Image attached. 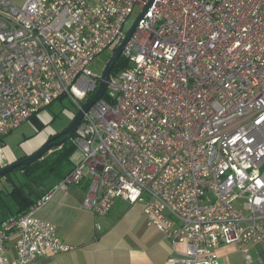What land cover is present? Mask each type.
<instances>
[{
	"label": "built area",
	"instance_id": "1",
	"mask_svg": "<svg viewBox=\"0 0 264 264\" xmlns=\"http://www.w3.org/2000/svg\"><path fill=\"white\" fill-rule=\"evenodd\" d=\"M150 1L0 0V143L57 100L82 110L101 80L91 63ZM121 56L71 138L80 162L0 224V264L73 250L37 212L80 186L96 217L142 204L167 264H220V247L250 264L249 245L264 248V0H153Z\"/></svg>",
	"mask_w": 264,
	"mask_h": 264
},
{
	"label": "crops",
	"instance_id": "2",
	"mask_svg": "<svg viewBox=\"0 0 264 264\" xmlns=\"http://www.w3.org/2000/svg\"><path fill=\"white\" fill-rule=\"evenodd\" d=\"M36 119L38 120L37 117ZM29 122L33 124L32 120ZM7 136L0 143V169L27 157L14 155L5 147ZM71 155H74V152ZM80 160L81 156L78 154L74 166ZM16 172H20L24 177L23 172ZM11 173H8L9 176L5 175L8 189L0 190V224L33 206L58 182L48 181L43 186L44 181L49 179L47 178L39 183L35 181L29 186L27 180L17 184L10 177ZM13 191L21 192L22 196L19 193L13 194ZM84 192L83 186L72 190H58L37 212L41 220L54 224L59 239L74 249L38 259L33 264H167V259L173 255V246L161 233L147 224L142 204L128 205L117 201L108 215L96 217L84 207ZM16 196H19V199ZM16 241L17 236L12 235L7 244L11 258L15 256ZM257 246L259 245H249L250 249ZM223 248L217 250L219 262ZM250 264H264V250L259 254L258 260L253 262L251 259Z\"/></svg>",
	"mask_w": 264,
	"mask_h": 264
},
{
	"label": "rangeland",
	"instance_id": "3",
	"mask_svg": "<svg viewBox=\"0 0 264 264\" xmlns=\"http://www.w3.org/2000/svg\"><path fill=\"white\" fill-rule=\"evenodd\" d=\"M138 14L139 12L135 10L131 17L126 20L124 24L125 32H127L132 27L134 21L138 17ZM112 53L104 52L91 63L90 69L94 75L98 77L102 75L105 65L111 58ZM77 112V107L68 98L57 100L52 105L41 110L37 114L36 117L42 124L41 129L38 130L37 127L30 122L24 123L19 128L10 133L9 136H7L4 145L6 148L11 150L12 154L17 156L22 155V157H28L42 148L52 137L63 132L71 124ZM66 143L67 145H71L72 140L70 139ZM61 146H59V148ZM53 151H57V149L52 148L47 152V154H50ZM73 152L74 155H71V157H69L67 161L61 162L59 172H66L70 168H73L75 157L78 154L79 156H81L80 150L78 148H75ZM56 156L58 155L53 153L48 158L53 159ZM39 175H41V172L35 174V177H32L29 180H33ZM10 177L13 178L17 184L26 181V179L21 176L20 172H12L10 174ZM5 179L6 177L0 178V190L2 191H5L4 189H8V185L5 183ZM53 180L54 176L52 175L48 180L44 181L45 183L43 182V186L48 181ZM240 207L242 208V203H240ZM243 212L246 213V211ZM223 249L224 251L220 258L221 264H244L241 253L234 247H224ZM248 249L249 255L253 262L258 260L259 254L264 250L262 246H257L255 249H250L249 247Z\"/></svg>",
	"mask_w": 264,
	"mask_h": 264
},
{
	"label": "water",
	"instance_id": "4",
	"mask_svg": "<svg viewBox=\"0 0 264 264\" xmlns=\"http://www.w3.org/2000/svg\"><path fill=\"white\" fill-rule=\"evenodd\" d=\"M151 0L147 6V8L140 14V16L138 17V19L135 21V23L132 25V27L128 30V32L126 33L124 39L122 40L121 44L113 51L111 58L109 59V61L107 62V64L105 65V68L102 72L101 80H100V84H99V88L96 91V93L84 104V106L82 107V110L78 111L76 113V115L74 116L71 124L61 133L57 134L56 136L52 137L42 148H40L37 152H35L34 154L17 160L15 162H13L12 164H9L3 168L0 169V177L5 176L8 173H11L13 170H15L16 168L20 167V166H28L34 162H36L37 160H39L40 158H42L44 156L45 153H47L49 150H51L52 148H56L59 147L63 144H65L66 142H68L73 134L75 133V131L77 130L78 126L81 123V120L83 118V114L85 112L88 111V109L99 99L102 98V96L105 93L106 87H107V83L109 80V76H110V72L111 69L113 68L114 64L117 62V60L120 58L121 53L123 51V49L125 48V46L127 45L129 39L131 38V36L133 35V33L135 32L137 26L139 25V23L143 20V17L145 16V14L147 13L148 9L150 8L151 4H152ZM61 138V140H59L58 142H54L55 139L57 138Z\"/></svg>",
	"mask_w": 264,
	"mask_h": 264
},
{
	"label": "trees",
	"instance_id": "5",
	"mask_svg": "<svg viewBox=\"0 0 264 264\" xmlns=\"http://www.w3.org/2000/svg\"><path fill=\"white\" fill-rule=\"evenodd\" d=\"M126 65H127L126 61L123 59L122 56H120V58L117 60V62L114 64L113 68L111 69L110 75L112 76V75H115L116 73L122 71L123 69H125ZM31 120H32L33 124L37 127L38 130L41 129L42 124L39 122V120L36 119V117H33ZM74 149H75V147L72 144L67 145V143H65L60 148H58L57 151H53L50 154H47L46 156H44L40 160H37L36 162H34V163H32L26 167L20 166V167L16 168L15 170H13V172H16V171L23 172L24 178L29 183L28 186L32 185L31 183H34L35 181L37 183H39L40 180L50 178V176H52V175L54 176V180L59 181L64 177L65 174H67L71 170L70 169L67 173L59 172L61 162L67 161ZM53 153H55L58 156H56L53 159L48 158ZM39 172H41V175L37 176V178H35L33 180H29L32 177H35L34 175L39 173ZM6 176H9V174H7ZM31 192H32V190H31ZM15 193H19L22 196L21 192L13 191V194H15ZM16 197H17V199H19V196H16ZM29 208H27L23 212L22 211L19 212L18 215L25 213Z\"/></svg>",
	"mask_w": 264,
	"mask_h": 264
},
{
	"label": "flooded vegetation",
	"instance_id": "6",
	"mask_svg": "<svg viewBox=\"0 0 264 264\" xmlns=\"http://www.w3.org/2000/svg\"><path fill=\"white\" fill-rule=\"evenodd\" d=\"M61 138H62V137L55 139L54 142H58L59 140H61Z\"/></svg>",
	"mask_w": 264,
	"mask_h": 264
}]
</instances>
